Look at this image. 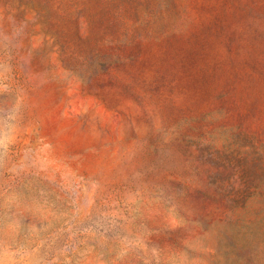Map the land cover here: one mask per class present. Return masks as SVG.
Masks as SVG:
<instances>
[{
  "label": "rangeland",
  "instance_id": "rangeland-1",
  "mask_svg": "<svg viewBox=\"0 0 264 264\" xmlns=\"http://www.w3.org/2000/svg\"><path fill=\"white\" fill-rule=\"evenodd\" d=\"M0 264H264V0H0Z\"/></svg>",
  "mask_w": 264,
  "mask_h": 264
}]
</instances>
